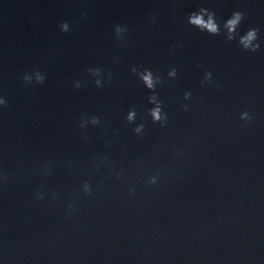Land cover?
<instances>
[{
    "label": "clouds",
    "instance_id": "1",
    "mask_svg": "<svg viewBox=\"0 0 264 264\" xmlns=\"http://www.w3.org/2000/svg\"><path fill=\"white\" fill-rule=\"evenodd\" d=\"M86 15V14H82ZM244 12L240 10H235L232 12L231 16L227 18L226 20H223L222 24L220 22L221 18L217 17V14L215 11L210 10L209 8L205 7H199L196 11H193L188 14L187 17V24L191 27L198 29L200 32H205L210 36H219L223 34L224 39L226 42H232L236 41L238 46H240L244 51L250 52V53H256L262 49V45H264V41H261L260 39V30L258 28L252 27L249 28L246 32L241 34L239 32L240 25L242 21L244 20ZM156 17H152V21L155 22ZM59 28L61 32L67 33L70 31V26L68 22H62L59 24ZM127 27L124 25H115L114 26V34L118 41H122L125 38V33L127 32ZM175 47L173 46V51H175ZM114 61L116 58H113ZM199 67H203V65H198ZM86 72L88 75L93 77V83L97 88H103L106 83H111L112 79V73H107V76L105 77V73L100 68H92L89 67L86 69ZM131 72L137 76L140 80V82L143 84V86L150 91V95L148 96V102L153 105L150 109L147 111V115L145 117H141L142 120H146L147 118L151 119V122L153 124H158L161 128L167 127L169 124V116L168 113L165 111V106L163 100L159 98V93L157 89L160 85L164 83L163 78L158 74L154 73L151 69L148 68H140L133 66L131 68ZM177 69L171 68L167 76L170 80L175 79L177 77ZM45 74L41 72L40 70H33L31 72H26L21 76V79L26 84H32L33 81L37 84H44L45 82ZM212 72L211 71H205L203 79L201 80V85L204 86L206 84L212 83ZM84 82L87 83V77L84 78ZM73 86L77 89L82 87L80 80L73 81ZM218 87V85H217ZM184 100L188 101L192 98V94L190 92L184 93ZM0 107H7V101L0 97ZM181 107L184 111L189 110V105L187 103L182 104ZM253 115L248 112L244 111L240 114V119L242 121L250 122L253 120ZM138 119V113L136 110V106L133 105L127 112V115L125 117V120L128 125H135L133 127V133L138 137H143L145 134V123H136ZM102 124V120L99 116H87L82 115L79 121V129L83 135V139L90 140V137L86 135V129L89 125L93 127H99ZM107 144L109 147L112 145V140L109 139L107 141ZM66 166L71 170V162L66 161ZM92 163L94 165L95 170H99L100 168L107 167V170L109 172H112L115 167V162L110 160L108 156H94L92 158ZM52 163L45 162L40 168V173L45 176H51L52 175ZM137 167L138 169H143L145 167V164L143 161H137ZM124 170L121 169L119 171L115 172V176L117 179H122L124 176ZM160 171H157L155 174L150 175L145 183L148 186L155 185L159 179ZM111 179V176L108 177ZM9 180L8 175L0 170V184H6ZM93 186L92 184L85 180L81 185L78 191L74 192L72 194V202L69 203L66 207V213L72 214L75 212V205L76 201L81 199L82 197H90L93 195ZM136 189L134 186L129 188V193H135ZM58 193L52 194V199H56L58 197ZM35 199L37 201H43L45 199V190L43 187H41L35 194Z\"/></svg>",
    "mask_w": 264,
    "mask_h": 264
}]
</instances>
